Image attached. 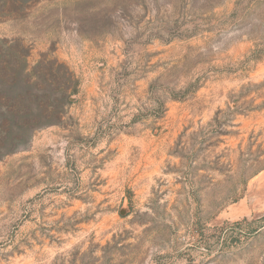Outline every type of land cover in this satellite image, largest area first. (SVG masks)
Listing matches in <instances>:
<instances>
[{
	"label": "rangeland",
	"instance_id": "rangeland-1",
	"mask_svg": "<svg viewBox=\"0 0 264 264\" xmlns=\"http://www.w3.org/2000/svg\"><path fill=\"white\" fill-rule=\"evenodd\" d=\"M0 36L78 82L0 161V264H264V0H31Z\"/></svg>",
	"mask_w": 264,
	"mask_h": 264
},
{
	"label": "trees",
	"instance_id": "trees-1",
	"mask_svg": "<svg viewBox=\"0 0 264 264\" xmlns=\"http://www.w3.org/2000/svg\"><path fill=\"white\" fill-rule=\"evenodd\" d=\"M28 1L0 0V23ZM29 53L20 39L0 36V161L25 148L36 130L59 125L77 93L68 67L44 55L31 64Z\"/></svg>",
	"mask_w": 264,
	"mask_h": 264
},
{
	"label": "water",
	"instance_id": "water-1",
	"mask_svg": "<svg viewBox=\"0 0 264 264\" xmlns=\"http://www.w3.org/2000/svg\"><path fill=\"white\" fill-rule=\"evenodd\" d=\"M126 212H127V209L124 208V209H122V210L120 211V214H121V215H124Z\"/></svg>",
	"mask_w": 264,
	"mask_h": 264
}]
</instances>
